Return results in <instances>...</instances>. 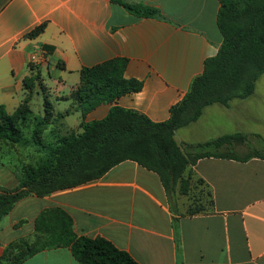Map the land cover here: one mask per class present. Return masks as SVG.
<instances>
[{
  "label": "crops",
  "instance_id": "crops-1",
  "mask_svg": "<svg viewBox=\"0 0 264 264\" xmlns=\"http://www.w3.org/2000/svg\"><path fill=\"white\" fill-rule=\"evenodd\" d=\"M124 1L156 8L160 15L138 16L113 0H0V106L14 113L26 97L24 80L36 70L46 69L50 76L59 70L57 90L70 85L71 94L83 69L124 59V76L141 81L143 88L100 105L86 121L103 119L112 106L155 123L169 120L171 108L223 43L217 27L220 2ZM41 26L42 32L31 37ZM70 94L58 99L69 100ZM254 96L208 106L197 122L176 132L177 143L239 133L264 137ZM61 127L63 135L74 131ZM191 170L212 192L214 206L206 214L185 215L157 173L127 160L96 181L21 199L0 224V257L12 242L33 237L42 211L60 207L72 217L78 235L106 239L138 264H264V159L208 157ZM18 184L17 169L0 155V189ZM22 264L80 263L69 248H57Z\"/></svg>",
  "mask_w": 264,
  "mask_h": 264
},
{
  "label": "trees",
  "instance_id": "trees-1",
  "mask_svg": "<svg viewBox=\"0 0 264 264\" xmlns=\"http://www.w3.org/2000/svg\"><path fill=\"white\" fill-rule=\"evenodd\" d=\"M130 13L155 17L156 8L113 0ZM217 27L223 43L216 56L207 59L204 70L196 77L184 98L171 108L170 118L155 123L145 115L112 106L101 120L86 121V116L102 104H112L130 93L141 91L143 83L124 76L126 60L115 59L81 71V81L68 97L81 112L80 131L66 135L56 131L54 140L44 144L43 134L69 112L53 115V103L45 100V115L37 116L25 97L14 113L0 106V146L16 151L28 145L25 130L46 148L35 163L17 168L19 184L15 189H0V224L15 205L28 195L49 196L100 179L118 164L131 160L157 173L170 198L179 192L190 197L193 185L204 186L209 197L192 200L185 215L206 214L214 206L212 192L191 167L208 157L245 161L264 159L259 152L248 156L233 153L236 144L245 143V134L224 135L204 143L179 145L176 132L197 122L211 105L229 106L235 99H247L264 75V0H219ZM36 29L31 37L42 32ZM38 71L24 80L29 91L41 84ZM54 121V122H53ZM36 141V142H37ZM69 248L80 264H138L127 252L103 238H90L76 233L72 217L60 207L45 209L35 221L31 239H20L5 247L0 264H22L36 253Z\"/></svg>",
  "mask_w": 264,
  "mask_h": 264
},
{
  "label": "rangeland",
  "instance_id": "rangeland-1",
  "mask_svg": "<svg viewBox=\"0 0 264 264\" xmlns=\"http://www.w3.org/2000/svg\"><path fill=\"white\" fill-rule=\"evenodd\" d=\"M35 73H37V70ZM40 74V86L37 85L30 94L29 91H26V96L30 97L29 106L33 110L35 115H45L44 104L46 99L53 103L54 117H58L61 113H65L67 111L71 114L69 116L68 123L63 122V118H59L55 122L53 121V126H51L49 130H47L43 134L44 142L42 143L46 145L54 140L53 136L57 135L55 130L57 129V131H59V128H63L61 127L62 125L65 126L66 129L72 127L74 131H80V124L83 119L82 116H80L81 112H76V109L78 107L77 103L73 102L72 100L58 99L59 96L69 95L71 90L70 85L64 88L61 92L59 89L57 90L56 82L57 80H59L60 71L55 70L50 76L48 70L45 69L44 72H40ZM44 81H46L47 85L44 84ZM254 95V99L256 100L253 101L259 103L257 106L260 107V110L258 111L256 116L260 120V129L264 131V75L260 76V78L258 79ZM72 128L70 129L72 130ZM31 132V129L25 130L26 137L31 140L28 145H19L18 148L15 149L16 151L6 148L0 151V155L2 156L3 160L10 161V164L15 166L16 169L21 168L24 163H35L36 161L40 160V158L43 157L46 153V148H43V145L41 143H38L37 140L34 141L32 139ZM177 140L179 142L178 137ZM232 152L239 156H248L251 153L259 152L264 156V137L249 136L245 143L236 144ZM198 199H202L205 202L208 201L209 197L207 195V190L204 186L193 185V190L191 191L190 197L181 195L179 192H177L175 193V196L171 198V202L175 207H179L186 212L187 206L189 205L190 201Z\"/></svg>",
  "mask_w": 264,
  "mask_h": 264
}]
</instances>
